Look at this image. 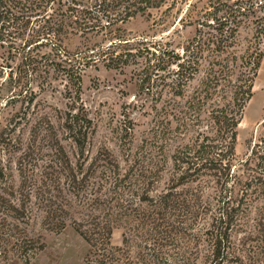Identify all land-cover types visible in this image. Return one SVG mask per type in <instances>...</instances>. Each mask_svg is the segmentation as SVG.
<instances>
[{
	"label": "trees",
	"instance_id": "trees-1",
	"mask_svg": "<svg viewBox=\"0 0 264 264\" xmlns=\"http://www.w3.org/2000/svg\"><path fill=\"white\" fill-rule=\"evenodd\" d=\"M257 8L264 11V0H0V46L11 57L0 61V89L15 77L11 61L20 53V72L53 63L32 42L46 37L60 46L54 37L68 33L87 39L74 53L55 47L73 85L98 60L108 69L141 62L153 81L149 152H128L124 163L107 146L87 149L96 124L83 107L72 106L59 124L71 144L45 116L23 146L18 123L26 111L3 118L0 264H31L44 245L29 230L38 217L51 230L76 227L91 246L83 264H264V133L246 156L236 151L264 58ZM137 16L193 32L178 45L168 36L129 35L123 23ZM99 32L107 42L95 49L88 40ZM126 121L129 133L133 120Z\"/></svg>",
	"mask_w": 264,
	"mask_h": 264
},
{
	"label": "rangeland",
	"instance_id": "rangeland-1",
	"mask_svg": "<svg viewBox=\"0 0 264 264\" xmlns=\"http://www.w3.org/2000/svg\"><path fill=\"white\" fill-rule=\"evenodd\" d=\"M236 1V0H233ZM264 12L257 8V13ZM35 16L32 18L34 21ZM32 21V23H33ZM126 26L129 35L145 34L149 40L160 38L161 36L171 37L176 40L173 45H178L193 32L191 25L182 27L181 23L176 26L156 27L153 19L147 16H137L123 23ZM251 29L244 27L243 35L250 36ZM57 40L61 45H57L52 40L41 37L34 41L30 46L34 47L35 52L41 54L47 51L51 54V61L42 59L39 62V68L36 72L30 68L28 73L19 71V64L23 65L25 57L20 53L11 61L15 66L13 79H9L7 87H1L0 91V124L3 118L13 112H20L24 116L20 123L24 134L23 146L28 140V135L34 123L45 116L49 117L56 124L58 133L62 140L69 144L71 139L66 138L65 128H59V124L72 106L75 108H84L88 110L96 124V131L89 138L87 149L95 153L102 146L112 149L121 162H125L128 152H149V126L152 123L151 105L153 104L152 92L145 71L141 68V62H130L124 69H108L101 60L92 62L81 71V78L73 85L67 75V70L63 69L57 62H63L56 55L59 48L65 47L69 53H74L82 48H86L87 39L83 35H75L71 39V34H61ZM53 37V35H50ZM88 40L91 47L95 49L104 44L106 39L102 32L95 33ZM167 37V38H168ZM42 43H38L40 41ZM82 47V48H81ZM64 52V51H63ZM7 48L0 46V61L7 58ZM71 55V54H70ZM70 55L61 54L62 58H68ZM41 57L39 56V59ZM49 60V59H48ZM10 67H5L4 73L7 78V72ZM152 70L149 72V76ZM20 77V80L17 79ZM9 86V87H8ZM154 88V85H153ZM152 88V89H153ZM33 90V94L31 93ZM13 93V94H12ZM14 95V98H11ZM143 104V106H142ZM51 116V117H50ZM131 117L133 128L126 133L124 124ZM1 129V125H0ZM27 132V133H26ZM264 133V58L258 70L253 85V93L244 107V113L238 126L236 151L238 156H246L250 153L252 146L258 138ZM71 144V143H70ZM71 148H74L73 143ZM88 151V150H87ZM163 185V182L159 184ZM29 230L32 234L41 237L44 245L39 248L31 259V264H83L91 252V246L84 236L71 224H68L61 230H51L45 228L38 217L36 221L31 220ZM121 226L116 227L112 242L120 244L122 242ZM24 262V261H23ZM22 262V263H23Z\"/></svg>",
	"mask_w": 264,
	"mask_h": 264
}]
</instances>
